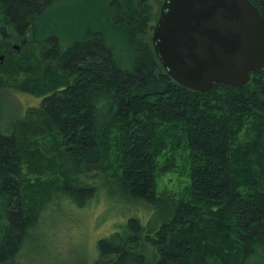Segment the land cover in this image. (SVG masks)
<instances>
[{
  "label": "trees",
  "instance_id": "obj_1",
  "mask_svg": "<svg viewBox=\"0 0 264 264\" xmlns=\"http://www.w3.org/2000/svg\"><path fill=\"white\" fill-rule=\"evenodd\" d=\"M61 1L0 0V91L41 97L0 131V264L53 206L95 200L123 220L91 264H264V69L243 88L188 89L146 39L151 0H108L121 46L49 32ZM171 172L189 176L186 197L158 190Z\"/></svg>",
  "mask_w": 264,
  "mask_h": 264
},
{
  "label": "water",
  "instance_id": "obj_2",
  "mask_svg": "<svg viewBox=\"0 0 264 264\" xmlns=\"http://www.w3.org/2000/svg\"><path fill=\"white\" fill-rule=\"evenodd\" d=\"M152 41L171 78L201 93L264 69V16L250 0H166Z\"/></svg>",
  "mask_w": 264,
  "mask_h": 264
},
{
  "label": "rangeland",
  "instance_id": "obj_3",
  "mask_svg": "<svg viewBox=\"0 0 264 264\" xmlns=\"http://www.w3.org/2000/svg\"><path fill=\"white\" fill-rule=\"evenodd\" d=\"M165 1L151 0L154 26ZM112 18L113 11L108 0H62L47 16L44 25L65 43L82 39L88 32L101 31L114 44L124 45L125 37L113 27ZM31 36L32 33L28 38ZM152 38L153 31L146 39L152 41ZM40 101L41 97L30 93L0 91V131L9 130L29 107L38 106ZM185 156L183 151L177 154L178 159ZM190 186L188 175L171 172L161 178L158 190L186 197ZM137 207L144 211L143 205ZM51 210L45 215V220L43 218L42 227L35 235L36 240L25 247L13 264H91L98 257L99 240L108 236L116 223L123 220V217L114 215L118 211L108 208L104 200H95L84 209L66 206L63 212L53 206Z\"/></svg>",
  "mask_w": 264,
  "mask_h": 264
},
{
  "label": "bare ground",
  "instance_id": "obj_4",
  "mask_svg": "<svg viewBox=\"0 0 264 264\" xmlns=\"http://www.w3.org/2000/svg\"><path fill=\"white\" fill-rule=\"evenodd\" d=\"M153 42V41H152Z\"/></svg>",
  "mask_w": 264,
  "mask_h": 264
}]
</instances>
